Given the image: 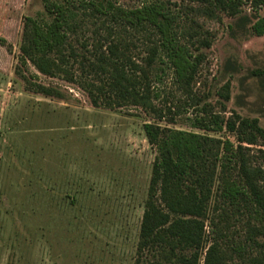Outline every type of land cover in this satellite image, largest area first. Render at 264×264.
I'll return each instance as SVG.
<instances>
[{
    "label": "rangeland",
    "instance_id": "1",
    "mask_svg": "<svg viewBox=\"0 0 264 264\" xmlns=\"http://www.w3.org/2000/svg\"><path fill=\"white\" fill-rule=\"evenodd\" d=\"M107 1L124 10L163 6L174 15L175 35L199 57L190 86L172 69L163 72V66L162 81L155 78L156 70L148 80L154 104L164 109L166 122H174L166 126L164 121L163 142L181 137L173 136L177 133L205 136L191 128L192 120L216 115L258 119L264 130V34L250 32L264 19V5L254 8L261 0H242L238 18L217 12L215 19L201 11L203 2L192 0ZM70 9L76 14L71 34L77 50L90 57L98 41L109 44L119 37L130 43L133 61L147 67L149 48L159 42L154 30L125 26L109 35L116 26L109 17L78 3ZM25 17L48 20L42 1L0 0V264H194L192 250L173 253L169 245L140 250L159 155L143 125L156 122L155 115L104 103L96 108L83 90L95 78L81 75L73 59L68 77H45L31 64L23 65ZM205 40L212 47L202 45ZM71 77L78 83L68 82ZM27 80L61 91L63 99L35 94ZM228 82L227 102L219 94ZM207 104L210 112L204 114ZM208 140V158L200 164L174 159L173 167L176 184L211 192L206 216L183 218L204 222L209 242L198 262L264 264V139L257 137L256 145L235 143L234 154L220 151L219 136ZM199 176H213V181L197 182ZM159 205L168 211L161 197Z\"/></svg>",
    "mask_w": 264,
    "mask_h": 264
},
{
    "label": "trees",
    "instance_id": "2",
    "mask_svg": "<svg viewBox=\"0 0 264 264\" xmlns=\"http://www.w3.org/2000/svg\"><path fill=\"white\" fill-rule=\"evenodd\" d=\"M41 1L48 20L24 18L20 45L22 64L25 66L31 64L39 74L45 77L53 78L59 75L68 77L71 75L70 67L73 65L71 62L73 59V63H76L77 68L82 71L81 75L95 78L96 82H88V88L83 87V90L88 93L96 108L104 103L111 109L141 108L155 115L156 122L143 125L150 145L158 148L159 155L153 165L147 211L140 234V250L152 247L162 248L164 245L171 246L173 253L179 249L192 250L195 254L193 262L199 264V258L209 242L204 235V222L183 218L188 215L206 216V203L211 192L208 189L197 193V188L185 186L183 181L182 186L179 183L176 184L173 178L174 159L181 163L185 157H188L189 160L200 164L210 154L208 136L211 135L222 139L217 143L220 144V151L223 154H234L235 143L247 142L256 145L257 137L264 139V130L259 126V120L245 119L237 114L228 119L217 115L210 117L209 120L203 117L196 118L192 120L191 128L202 132L205 136H187L177 133L173 136L181 137L163 142L162 126L164 121L166 122V116L163 114L164 109L154 104L149 86L147 87L148 80L152 71L156 70L155 78L162 81L159 70L163 66V72L166 68L172 69L178 81L190 86L197 74L199 59L194 57L189 47L183 45L175 35L174 15L158 4L124 10L107 0H63L62 3ZM192 1L203 2L205 8L201 11L210 19L218 18L217 12L226 14L230 18H238L242 14L240 11L242 0ZM75 3H78L81 9H90L99 15L109 17L116 24L108 29L109 35L115 33L116 27L127 26L132 30H151V34L154 30L159 36V42L149 48L147 67L139 66L133 61L129 55L130 43L118 36L116 40L109 41V44L98 41L90 57L86 56L82 50H77V46L72 42L71 34L76 29L74 25L76 14L71 12L70 6ZM261 5H264V0L256 2L254 8L258 9ZM250 32L253 35H263L264 19H259L252 24ZM202 45L206 48L212 47V43L207 40L203 41ZM82 49L86 50L88 46L82 44ZM138 73L143 76L138 77ZM67 81L73 84L78 83L73 77ZM27 82L37 95L63 99L61 91L55 88L32 83L31 80ZM79 85L78 87L81 88ZM219 96L227 102L231 100L230 82L223 87ZM155 98H160V95L156 94ZM202 112L209 113L210 105H205ZM173 124V121L166 122V126ZM188 171L189 165L184 169L183 175H188ZM196 180L211 184L213 176H199ZM160 191H162L161 196ZM160 197L167 202L168 211L159 205ZM187 260V263L191 262Z\"/></svg>",
    "mask_w": 264,
    "mask_h": 264
}]
</instances>
